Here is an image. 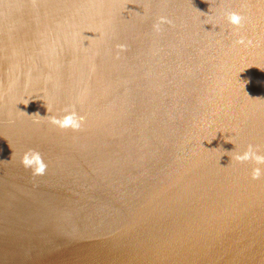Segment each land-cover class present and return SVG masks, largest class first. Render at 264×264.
<instances>
[{
	"label": "bare ground",
	"instance_id": "6f19581e",
	"mask_svg": "<svg viewBox=\"0 0 264 264\" xmlns=\"http://www.w3.org/2000/svg\"><path fill=\"white\" fill-rule=\"evenodd\" d=\"M63 2V0H0V264H102L97 263L93 255L89 256L86 252L88 247L81 249L85 240H82V236L77 235L76 226L71 216L72 213H75V210H79L72 206V194L79 174L89 170L91 174L84 176L82 181L96 185V182L103 178L102 169L105 165L109 168L105 169V172L110 176V179L115 180L119 185H125L127 182L125 183L122 174L128 173L129 169L126 170L122 167L121 163L125 161L120 160L122 159L120 156H129L135 162H137V159L139 162L144 160L138 165L137 176L139 178L137 184L140 188L133 189L132 186L127 185L123 190V197H119V202L128 200L131 202L128 207L129 212L130 208L137 212L138 200L145 189L143 171L148 169L147 157L151 155L154 157L155 162H159L158 164L151 163L153 164L151 165L152 168L157 167L159 169V165L161 167V183L147 188L150 196L144 202L143 211L150 203L152 204L147 209L159 208L165 201L172 198L173 191L178 190L180 185L188 184L189 186V184L196 181L192 176V165L188 166L190 169L185 170L181 176L178 170H181L190 161L186 157L191 158L194 154H197L208 142V138L199 141L195 144V152L188 155L189 151L193 150V143L202 130H200L198 136L197 133L193 135L194 132L191 131H196L198 120H194L189 116L191 114L190 108L185 109L184 107L183 109V105H187L186 101L190 96L188 92L193 97L194 102H192L197 104L194 111L199 112L200 116L198 117H200L204 127L207 126L208 122L213 125L218 117L224 120L227 115L226 110H224L222 113L218 111L219 115L214 114L211 118L207 117L205 110L210 103H214L216 106L222 103L225 104L226 101H222V91H204L203 94L200 80L195 77V72L190 73L186 66L183 72L177 70L179 68H177L175 62L168 57L166 59L167 66L173 68L174 80L172 81L176 82L177 87L180 89H183L180 85H185L184 91L174 93L171 97L165 95L163 99L156 96L151 104L143 106L141 110L136 108L138 104L134 102L128 116L126 115V105L120 104V102L112 103L111 99H109L110 105L108 107L97 106L100 100H106L103 98L113 96L116 91L122 93L129 90L125 83L121 84L123 87L120 86L121 89L119 90L122 92L113 88L108 93L107 90L102 91L97 87L93 90L95 92L90 93H86L82 89L66 90V87L62 86L60 82L64 76L62 69L68 67L71 63L72 70L78 71L79 69L83 74L86 68L85 65L88 66L89 63L87 64V61H85L87 58L84 60L78 58L77 53L84 48L101 46V43L96 42L99 35L90 36V32H88L90 29H87L89 26L85 22L71 27L73 33L70 39L64 38L62 40V37H60L61 39L58 38L59 36L55 38L56 34L51 32L50 27L46 24L47 22L41 20L45 15V13L42 15L41 10L49 12L50 9H53V13L65 11L61 8ZM204 3L207 5L213 4L212 9L214 11L207 10L203 16H196L198 29L201 31L207 30L220 36V40L223 42L222 48L224 50L227 48L233 58L237 57V52L242 46L236 41L240 36H246L245 30L247 28L235 29L225 19V13L235 11L246 17V20L247 18L251 20V18L259 15L264 19V0H205ZM237 3L245 7L243 9L238 7L237 9ZM91 4L81 3L77 6L74 3L72 6L81 15V13L88 10L91 11ZM160 5L162 8L159 9L158 6ZM170 5L173 8L171 3ZM65 6L70 8L71 3H69V6L66 3ZM55 7L57 8L55 9ZM172 8H169L165 3L157 5V16L162 10V17L171 22L176 17L184 18L185 12L180 7L175 6ZM23 13L30 14V16L38 14L39 19H26L23 23L21 21ZM220 13H224L222 17ZM90 14L93 16L92 12ZM59 15L57 13L56 17ZM12 16L15 17L13 20L11 19ZM84 17H80V22L86 17L90 18V15L86 14ZM130 24L127 23L126 25L131 29L132 25ZM244 24L247 25V23ZM105 25H107L104 26L106 31L111 30L112 27L118 28V26H121L119 20L118 26L115 22ZM260 26L264 27V21L263 24L260 23ZM164 27L166 31L171 29L169 26ZM164 27L162 30H164ZM173 27L175 28L176 25H173ZM252 32H255L254 26ZM114 33L118 35L111 41L116 46V40L124 37V34L122 29L114 30ZM130 33H133V31H129ZM41 36H43L41 42L39 44L35 43V40L40 39ZM56 40L58 43L61 41L60 50L54 56L49 57L48 53L52 49H49L48 44L56 45ZM170 40L171 43L166 42L167 44L162 46L161 49L167 48L169 56H178L176 54L180 52L178 40L174 38ZM75 44L77 47H74ZM107 45L111 49L109 42ZM251 49L252 47L250 51ZM250 51H247L249 57ZM205 54L209 58L210 53L205 52ZM188 59L187 65L192 67L193 62L189 55ZM174 60L176 59L174 58ZM203 63L206 64V61H203ZM258 67L264 71L262 62L258 63ZM219 68L226 70L227 65L220 63ZM208 70L211 74V69ZM16 71L19 74L16 75ZM22 73L27 74L29 78L38 79L39 85L41 82L43 87L42 92L31 91L32 93H30L29 91L27 93V96L32 98L29 103L20 94L22 89L20 79H23V77L17 78ZM58 73L63 74V76L60 79V75L57 80L54 76ZM132 76L136 77L134 74ZM207 78L210 84H214L216 75L212 77L209 75ZM25 79L27 80V78ZM50 80L53 82H49ZM131 80L129 81L130 84L132 83ZM153 81L154 79H152V82L147 81V85L150 86ZM90 82L91 78H83L79 81V85L81 88H85ZM157 83L158 81L154 82V84ZM133 84L137 86L139 79L135 80ZM44 86H46L45 89ZM145 87L144 83L143 89ZM56 91L59 92L58 95H55ZM135 93L139 94L137 90H134L132 100H135ZM79 100L82 101L84 109L88 110V112L84 110L83 113L90 114L95 109L97 113L95 118L98 117L96 119L99 130L101 128L105 132L107 141H112L114 144L112 152L108 147H106V151L101 152V144L95 134H89L87 131L81 132L80 135L72 134L70 129L61 134L55 127H51L54 125L45 118L47 116H61L64 114V109L76 108L73 102L76 101L77 103ZM94 101L96 106L93 109L92 102ZM192 102L189 100V103ZM177 106H179L180 112L175 108ZM47 108L50 109L49 113ZM173 108L179 114L171 110ZM77 109L78 107L75 110ZM37 113L40 117L34 115ZM189 121L193 128L191 130L187 128L189 127ZM122 122L125 124H122ZM91 129H94L92 133H95V127ZM178 129L182 131L181 136L184 134L185 139H188V142H184V145L178 141L179 137L176 134L172 135ZM239 130L240 128L236 129V131ZM253 131H257V128H254ZM259 132H261V129ZM81 138L86 140L84 141L86 144H83L82 147L78 145ZM86 145H89V148ZM59 146H61L60 149ZM28 149H37L42 153L48 165L45 175L34 176L31 170H25L22 166L21 158ZM92 149H94L93 156L91 159L90 157L87 158L90 156L89 152ZM80 153L82 159L77 162L75 158L77 159V155ZM118 161L120 162L118 165L122 167L121 174L117 172L120 171L117 167H113V164ZM72 174H76L73 179L72 176L70 177ZM168 178L175 180V183L169 189H164L165 186L162 183ZM71 191L73 192L71 193ZM109 208L110 205L106 203L104 213L109 214ZM135 214L139 218V213ZM120 220L119 225L125 226L122 221L125 222L126 220L122 214ZM102 221H105L104 223L108 226L112 225V221H109L108 224L105 218H102ZM70 225L74 227L71 229ZM138 226L140 228L139 224ZM37 227L39 228L37 229ZM72 232H75V236H67V233L72 234ZM150 232L151 230L147 227L133 231V234L136 240L145 242L147 241V234ZM37 235L42 236L41 238L45 243L44 247L38 245L41 241L40 238H37ZM205 238L206 232L203 230L202 233L198 234V237L192 240L185 238L183 241L189 247H198ZM88 246H90V243ZM167 252L164 251L158 254L155 264H185L187 262V255ZM195 253L198 254L197 251H193L191 255ZM115 256L116 253L110 255L111 262L114 261ZM115 262L120 264L118 261ZM213 264H223V260L217 259Z\"/></svg>",
	"mask_w": 264,
	"mask_h": 264
},
{
	"label": "water",
	"instance_id": "95a60500",
	"mask_svg": "<svg viewBox=\"0 0 264 264\" xmlns=\"http://www.w3.org/2000/svg\"><path fill=\"white\" fill-rule=\"evenodd\" d=\"M63 1V6L61 8L65 9V11L53 13V9H50L49 12L43 9V11L41 10L42 15L45 13L41 20L47 22L46 24L50 27L51 32L56 34L55 38L59 36L58 38L61 39L60 37H62V40L64 38L70 39L73 33L71 32V27L75 24V26H77L85 22L89 26L87 29H90L88 31L90 32V36L99 35L96 42L101 43V46L84 48L77 53L78 58H82L83 60L87 58L85 61H87V64L89 63L88 66L85 65L86 68L83 74L79 69L78 71L72 70L70 63L68 67L62 69L64 76L58 73L54 77L58 80L60 75V79L63 76V80L60 82L62 86L66 87V90L70 89L75 91L82 89V91L90 93L95 92L93 90L97 87L102 89V91L107 90L109 93L113 88L118 90L121 89L120 86L123 87L121 84L125 83L126 80L120 79L123 76L119 75L122 73L119 69V65L117 63L115 65L109 63L108 54L111 49L107 45L108 41L103 40L108 38L104 35L103 29L107 26L105 24L112 22H115L116 26H118V20L121 26L115 29H121L124 25L121 15L119 14V16L114 17V13L118 12V10H124L126 7L124 6V9L118 8L116 3H114L110 7L109 13L105 10L103 14H108V16L103 23L105 27L102 25L103 29H101L96 22V17L92 16L90 12L94 15L96 13V8H98L97 3L101 2L100 5H103L105 0ZM135 1L138 13V10L146 5L140 4V0ZM146 1L147 0H141V2ZM204 1L205 0H161V3L169 4L168 6L170 7L171 3L173 8L175 6L180 7L182 11L185 12L184 18L195 22L198 28V21H196L197 15L201 17L207 10L211 12L214 11L212 9L213 4L207 5ZM66 3L68 6L69 3H71V7L67 8L65 6ZM74 3L77 6L81 3H92L90 5L91 11L88 10L80 15V12L75 10V7L72 6ZM100 7L102 8V6ZM238 7L243 9L245 6L237 3V9ZM56 8L57 7H55V9ZM125 12L128 15V12ZM130 12V16H136L134 9H131ZM57 13L60 14L58 17H56ZM23 14L21 18L23 23L26 19L36 20L35 18H38V14L35 16ZM86 14L90 15V18L86 17V19L80 22V17H84ZM222 14L224 13H220L221 17L223 16ZM14 18L15 17L12 16L11 19L13 20ZM180 19L183 18L181 17ZM263 21L264 19L261 18L260 15L251 18V20L247 18V20H245L247 25L244 24L242 28H247L245 30V37L251 39L252 44L247 45L246 43L241 45L242 47L237 52V57H229V67H227L226 70L220 69L219 65L212 68L217 72L214 74L216 78H220L223 72L227 71L229 72L231 80L235 79V81L233 84L225 83L223 86L218 87L211 84L214 92L222 91V101H226L225 104L222 103L217 105V115H219L218 111L222 113L224 110H226L227 115L224 120L218 117L217 120L213 122L211 129L213 131L212 137L208 139L207 144H205L197 154H194L190 158L193 168L191 170L193 171L192 176L196 179L194 183L189 184V186L188 184L180 185L178 190L173 191L172 198L165 201L159 208L152 207L151 209H147L152 204L150 203L148 207H145V211H143L144 202L150 196L147 188L161 183L160 176L162 170L160 165L159 169H157V167L152 168L151 166L159 162H155L154 157L149 155L147 157L148 164L146 163L148 169L143 171L145 189L137 203L139 208L136 207L137 212L130 208L129 212L128 207L131 202L129 200L119 202V197H123L122 193L127 185L130 187L132 186L133 189L140 188L137 184L139 178L137 172L139 169L138 165L144 160L139 162L137 159V162H135L132 158H129V156H120V158H122L120 160L125 161L121 163L122 167L126 170L129 169L128 173L122 174L125 183L127 182L125 185H119L115 180L112 181L110 176L105 172V169H109L105 167V165L102 169L103 178L97 181L96 185H93V183H84L82 181L84 176L91 174L89 170L79 174L78 179H76L77 181H75L74 192L71 191V193L73 192L72 206H75V209L79 210H75V213H72L71 216L76 226L77 235L82 236V240H85L81 249L88 247L87 249L89 252L85 251L90 257L93 255L97 263L116 264L115 261H118L120 264H155L157 255L164 251H168L167 253L172 252L175 254L187 255L188 259L185 264H213L217 259H222L223 264H264V177L260 180H253L251 178V171L252 168L255 167L254 164H249L250 162L238 164L235 161L231 163V157L227 154L224 155V153L232 151L243 153L249 144L260 145L261 148L264 149V71L258 67L259 62L264 64V27L260 26V23L263 24ZM253 26L255 32H252ZM105 30L106 29H104V31ZM191 30H193V28H191ZM60 33L61 35H59ZM225 34L227 33L225 32ZM180 35L182 40H187V37L189 39V36L186 37L182 35L181 32ZM254 37L256 38L254 39ZM42 38L43 36H41L40 39H36L35 43L39 44ZM60 44L61 41L58 43L57 40L56 45L48 44L49 49H52V51L48 53L49 57L54 56V54L60 50ZM162 46L164 45H156L158 49H161ZM74 47H77L76 44ZM251 47L252 49L250 51ZM43 50H45V48H43ZM179 50H181L180 52L184 51L183 46H181V48L179 47ZM247 51L251 52L250 57ZM16 55L15 52V56ZM225 57L226 55H222L224 64H226ZM182 64L184 68V63ZM177 70L181 71L180 69ZM213 70L211 71L213 72ZM129 71L132 74L139 73L135 68ZM15 74L17 75L19 73L16 71ZM86 76L91 78V82L85 86V88H81L79 81L83 80V78H87ZM240 76H243L241 79L242 82L250 80V83L247 84L245 89L241 85L242 83L239 82ZM20 77H23V79H20ZM25 78H27V80ZM17 79H20L22 85L20 94L26 98L25 101L27 103L32 100V98L27 96L29 91L30 93H32L31 91H43L41 82L40 86L38 79L29 78L27 74L24 73ZM198 79L200 80V85H204V87L207 88L206 82L200 78ZM236 80H238L237 83ZM49 82L53 81L50 80ZM162 82V80L159 82L160 84L156 87L155 93L151 92L147 95L153 94L163 99L165 95L171 97L174 93H180L182 90L175 87H165L161 85ZM45 87L46 86H44V89ZM203 90L202 88V92ZM205 91L208 90L205 89ZM132 92L133 91L130 92V90L122 93L116 91L113 96L103 98L106 100H100L97 106L106 108L110 105L109 99H111L112 103L120 102V104L126 105V115L128 116L131 113L130 110L134 102L138 104L136 108L141 110L143 106L151 104V102L156 99V96L147 97L146 99L142 97L137 98L134 94L135 100H132ZM58 93L59 92L56 91L55 95H58ZM188 93L190 96L186 101L187 105H183V109L184 107L185 109L190 108L191 114L189 116L199 121L200 117L198 116H200V114L194 111L197 104L193 103L194 101L189 103V100L193 99V97L190 92ZM73 103L76 108L78 107L76 111L86 118V122L82 130H70V132L78 135H80L81 132L84 133V131H87L89 134H95L96 137H98L97 140L100 141L101 152L106 151V147L112 152L114 144L112 141H107L105 132L101 130V128L99 130L97 124L96 118L98 117L95 118L97 113L94 109L96 106L95 101L92 102V108L94 110L92 112L89 111L90 114L83 113L86 109H84L82 101L79 100L77 103L74 101ZM175 108L180 112L179 106ZM175 108L171 110L179 114ZM86 111L88 112V110ZM88 115L90 116L89 118ZM213 116L214 109L211 110L209 118ZM122 124L125 123L122 122ZM188 126L187 128L189 130L193 129L190 121ZM51 127H55L61 134L65 133V130H61L55 125ZM94 127L95 133H92L94 129L91 128ZM237 128H240V130L236 131ZM254 128H257V131H253ZM260 129L261 132H259ZM191 131L195 132L194 130ZM181 132V129H178L172 135L176 134L179 137L178 141L187 143L188 139H185L184 134L181 136ZM80 140L78 145L82 147L83 144H86V142H84L86 140H84V138ZM229 140L232 143L228 142ZM86 146L89 148V145ZM60 148L61 146H59V149ZM93 152L94 149L89 152L90 156L87 158L90 157L91 159ZM261 154H264V151H262ZM81 159L80 153L75 160L79 162ZM119 163L118 161L113 164V167H117V169L120 170L117 172L121 174L122 167L118 165ZM189 169L190 168L187 166L186 170L188 171ZM184 171L185 170L181 168L180 176ZM75 175L76 174H72L70 177L72 176L73 179ZM174 183L175 180H170L168 178L162 184L165 186L164 189H169ZM106 203L110 205L109 214L104 213ZM135 213H139V218H137V214ZM121 214L125 217L126 221H122L125 226L119 225ZM102 218H105L107 223L112 221V225L108 226L105 224ZM73 227V225H70L71 229ZM147 227L151 230V232L147 234V241L141 242V240H136L133 231ZM38 228L39 227H37V229ZM203 230L206 232V238L201 241L198 247H189L184 243L183 239L189 238V240H192L198 237V234L202 233ZM67 236H75V232H72V234L67 233ZM41 237L37 235V238H40L41 241L38 245L44 247L45 243ZM89 243L90 246H88ZM193 251H197L198 254L195 253L191 255ZM113 253H116V256L114 261L111 262L110 255Z\"/></svg>",
	"mask_w": 264,
	"mask_h": 264
},
{
	"label": "rangeland",
	"instance_id": "374dc122",
	"mask_svg": "<svg viewBox=\"0 0 264 264\" xmlns=\"http://www.w3.org/2000/svg\"><path fill=\"white\" fill-rule=\"evenodd\" d=\"M114 3H116L118 8L124 9V6L126 7L124 10H118V12L114 13V17L119 16L120 14L124 23V25L121 27L124 37H121V39H119L120 42L119 40H116V46H113V43L111 41L118 35L114 33V30L116 29L112 27L111 30L104 31L102 27L104 21H106L105 19H107L108 16V14L104 15L103 13L105 10H107L109 13L110 7ZM97 4L98 8H96V13L93 16L96 17V22L98 23L100 28L103 29L104 35L108 37L103 40L108 41L111 44V50H109L110 53L108 54L109 63L114 65L117 63L119 65V69L122 71V73H120L119 75L123 76L120 79L126 80L125 85L130 91L134 92V90H137L139 92V94L135 93L137 98L142 97L146 99L147 97L156 96L153 94H147L151 92L155 93V89H157L156 87L159 86V82H161V80L163 81L161 85H164L165 87L178 88L177 85L174 84L176 82L172 81L174 80L173 71L171 67L167 66V57L171 61L175 62V65L182 72L186 66L188 67L187 69H189L190 73L195 72V77L205 80L207 86L206 89L209 92H212L213 89L207 76L210 75L212 77L216 73L212 68H215L216 65L223 63L222 60L224 59L222 58V55H226L225 61L227 67H229V57L231 56V52L227 48L225 50L222 48L223 42H221L220 36L213 34V32H208L207 30L201 31L197 28V24L195 22L190 21L187 18L180 19L179 17H176L175 20L171 22V24L161 25V30L164 26H169L171 29L166 31L164 27V30H162L161 32L155 31L153 29V24H155L162 17V10L159 12V16H157L156 11V6L161 4V0H147L146 2H141L140 0V4L146 6L138 10L139 14H137V4L135 0H105L103 5H100L101 2H98ZM166 5L168 6L169 4ZM100 6H102V8ZM168 7L171 8L170 6ZM158 8L160 9L162 8V6L160 5L158 6ZM131 9H134V13L136 16H130ZM125 11L128 12V15ZM173 22L175 23L173 24ZM127 23H131V29L126 25ZM173 25H176V27L174 28ZM191 28H193V30H191ZM129 31H133V33L129 34ZM180 32L186 37L189 36V39L187 37V40H182ZM171 38L178 40V47L181 48V46H183L184 51L178 52V56H169L167 48L158 49L156 47V45H165L167 44L166 42L171 43ZM118 45H124L125 49H119L117 47ZM205 52L210 53L211 56H209L208 58ZM188 55L193 62L192 67L187 65V62L189 61ZM174 58L177 61L174 60ZM203 61H206V64H204ZM180 62L184 63V68L183 64ZM133 68L137 69L139 72L138 74H134L136 75V77H133L131 72L129 71ZM209 68L213 70L211 74L208 70ZM242 78L243 76H240L239 82H242ZM130 79H132L131 84L129 82ZM137 79H139V84H137L136 86V84L134 85L133 83ZM152 79H154L153 83L148 86L147 81L152 82ZM155 81H158V83L154 84ZM214 81V85L218 87L223 86V84L225 83L233 84L235 79L231 80L229 72L224 71L222 76L220 78H214ZM237 82L238 80H236V83ZM144 83L146 85L145 89H143ZM241 85L243 86V84ZM180 86L181 88H186L185 85ZM202 88L204 89V94V85L202 86ZM190 101L192 102L193 99H191ZM213 109L214 114H217L216 104L210 103L208 108L205 110V114L207 117H210V111ZM211 129V122H208L207 126L204 127L199 118L198 127L193 135L197 133L198 136L200 130L201 133L198 136L197 140L193 143V150L189 151L188 155L195 152V144L199 143V141L203 139H209L212 137L213 131ZM180 142H182V144L184 145L183 141ZM169 152L171 153L172 151ZM186 158L190 160V158ZM191 165L192 164L190 160L187 165H184L182 167V170H186L187 166ZM178 171L179 173L181 172V170Z\"/></svg>",
	"mask_w": 264,
	"mask_h": 264
},
{
	"label": "clouds",
	"instance_id": "9594fccd",
	"mask_svg": "<svg viewBox=\"0 0 264 264\" xmlns=\"http://www.w3.org/2000/svg\"><path fill=\"white\" fill-rule=\"evenodd\" d=\"M225 19L235 29H240L244 26L246 17L242 16L238 12L228 11L225 13ZM163 24H171V21L167 20L164 17H161L155 24H153V29L159 32L161 31V25ZM236 43L241 45L247 43V45H251L252 40L248 39L245 36H240L239 39L236 41ZM117 47L121 50L125 49L124 45H118ZM241 83L243 84V87L245 89L247 84L250 83V80H245ZM245 94L248 96L246 92ZM47 111L49 113L50 109L47 108ZM63 112L64 114L61 116H51V117L47 116L45 118L48 119L51 124L59 127L61 130L70 129L72 131H80L83 129V126L86 122V118L83 115H80L75 110L74 107L71 109L66 108L63 110ZM34 115L39 116L38 113ZM45 118H41V119H45ZM228 142L231 141L229 140ZM262 151H264V149H262L260 145L249 144L246 150L243 151V153H239L236 151H232L228 153L223 152V153L224 155L227 154L228 156L231 157V163L235 161L238 164L249 163V162L254 164L255 167L252 168L251 178L253 180H260L262 177H264V154H261ZM21 164L25 168V170H31L34 176L45 175L48 167L47 163L43 158L42 153L37 149H28L21 158Z\"/></svg>",
	"mask_w": 264,
	"mask_h": 264
}]
</instances>
